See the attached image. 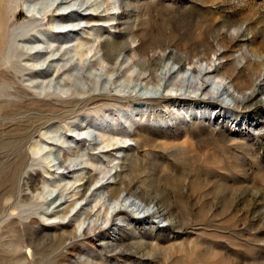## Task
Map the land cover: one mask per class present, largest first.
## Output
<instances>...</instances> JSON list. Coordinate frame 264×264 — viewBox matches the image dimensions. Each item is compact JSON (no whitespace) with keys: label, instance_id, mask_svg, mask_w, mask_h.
I'll use <instances>...</instances> for the list:
<instances>
[{"label":"rangeland","instance_id":"obj_1","mask_svg":"<svg viewBox=\"0 0 264 264\" xmlns=\"http://www.w3.org/2000/svg\"><path fill=\"white\" fill-rule=\"evenodd\" d=\"M46 2L33 10L30 0L5 4L0 264H264V0ZM51 9L58 15L54 26L53 12L44 17ZM33 13L40 22L25 35L22 30ZM78 13L107 20L97 26L79 21ZM113 16L119 19L108 22ZM32 35L44 44L26 43L34 41ZM98 35L106 51L125 50L123 74L92 68L105 53L93 50ZM173 51L185 60L184 68L213 72L210 85L233 84L243 93L253 88L256 99L235 106L221 97L224 109L186 106L180 112L172 108L173 101L139 99L154 95L144 79L158 75L152 66L165 67L167 62L159 59ZM42 73L47 77L41 78ZM159 89L167 99L196 96L191 89ZM134 135L148 138V144ZM39 148L47 149L33 161L31 152ZM59 148L65 152L57 157ZM186 160L198 163L184 168ZM136 168L141 171L130 174ZM91 170L99 180L84 201L78 200L83 184L78 180ZM176 174L200 182L199 192L187 196L195 223L186 234L174 240L170 232H160L166 222L127 226L113 221L120 211L140 219L145 213L122 200L107 202L111 195L129 185L144 193L170 192L165 178ZM112 182L116 188L101 192ZM87 213L102 231L84 236ZM113 223L125 228L123 245L115 240ZM124 246L151 260L119 258Z\"/></svg>","mask_w":264,"mask_h":264},{"label":"bare ground","instance_id":"obj_2","mask_svg":"<svg viewBox=\"0 0 264 264\" xmlns=\"http://www.w3.org/2000/svg\"><path fill=\"white\" fill-rule=\"evenodd\" d=\"M46 1H48V0H30V2L32 3L31 9L33 10V8H36L38 6H43L45 3H47ZM6 2H7V0H0V55H2L4 53V48H6L8 46V38L6 35V17H7V12L5 9ZM118 9L120 10V8H118ZM107 10H109V6L107 7ZM54 11L52 9L47 10V11H45V14H44L45 19H47L46 17L49 15V13L53 12V19H51V21H50L52 26H54V23L57 22V20H58L57 19L58 15H56ZM31 17H32L33 21L30 22L27 26L25 25V27L22 30L25 35H29L31 28H33V26L37 25L41 19L40 18L41 16L39 14L36 15L33 13L31 15ZM77 17H79V21H81V20L92 21V23H93V21L95 23L98 22L99 25H97V26L102 25L103 24L102 22H105L107 20L105 17H102V18L88 17L86 14H80V13L77 14ZM118 19L113 16L112 18L108 19V22H112V21H115ZM70 35L71 34L69 32V33H63L60 35L53 34L52 36L57 37V36H70ZM32 37L34 38L33 39L34 41L30 42V40H29V41H25V42L31 43V44L43 43V41L38 39V37H36L34 35H32ZM54 37H51V39H49L50 42L58 43V41H56L55 39L53 40ZM101 39H102L101 35L96 36V42H98V41H100V42H99V45L97 46V48H95L93 50H95L96 54H98V53L100 54L102 51H105V53L103 54V56H101L99 61L97 60L95 63H91L92 68L95 69V66H100L101 70H103L104 72H112V71L116 72V71H118L120 74H123L125 72L123 69V65H125L126 62L121 61V58L123 57L125 50L123 49L122 51H118L116 48L113 47L110 49V51H106V49H107L106 44L101 43ZM89 43H90V41H89ZM18 51L19 50L16 49L15 52L17 53ZM159 61H160V63L167 62L166 66L163 68H160L159 64H154V66H152L151 70H152V72H159V74L156 75L153 79L152 78L149 80H147V78L144 79L146 81V85L152 87L154 95H152L151 97L149 95H146L144 97L139 98L141 100H149V101H153V102H158L160 100H167L168 104H170L173 101L171 103L172 108L175 109L177 112H180L181 109L185 108L186 106H189L190 108H195L197 111H201V109H209L212 107H214V109H219V108L224 109V107L222 106L223 102L221 100V97H226V99H228L230 102L235 104V106H237L238 103L243 104L247 101H253L254 99H256L257 90H253V88L249 91L250 93H243V92H241V90L239 88L235 87L236 85H233V84L224 85L221 82L219 84L213 83L210 85L207 80H208V76L213 72L204 71V70L198 71V69H196L195 67L187 68V69L184 68L183 65H184L185 60H183L181 58V56L174 51L169 53V54L162 56L159 59ZM188 64L194 65L195 63H192L191 61H189ZM170 65L180 66V68L178 71H176V69L174 67L173 68L170 67ZM142 71H148V69L142 68ZM40 77L46 78L47 73H42V76H40ZM169 86L173 87L174 89H176L178 91H183L184 89H191L196 93V96L188 98V97L183 96L186 94H177V95L171 96L169 99H167L166 96L159 95V92H160L159 87L162 88V87H169ZM259 86H260V84H259ZM166 106H168V105H166ZM202 112H204V111H202ZM128 137H130V135ZM133 137H137L138 140H140L141 136L140 135H138V136L134 135ZM128 141H130V140H128ZM148 141H149L148 138L144 139L143 141L140 140V144L143 143L144 145H146V144H148ZM184 144H185V146H187V148L190 146L189 142H185ZM45 149H47V148H41V149L39 148V149H37V151L32 150L31 159L33 161H37L39 155L43 151H45ZM53 151H54V149L52 148L50 151L51 154H54ZM64 152H65L64 148H59L56 152L57 153L56 156L59 157V155L64 153ZM122 152L125 153V151H123V150H122ZM28 157H30V155H27V158ZM25 160H26V155H25ZM22 163L20 164V167H21ZM197 163L198 162H196L195 160H190V161L186 160L184 162V166L183 165L182 166L184 168H187L189 166L195 167V165ZM215 163H217V162H215ZM60 165H61V168H65V166H66L63 162H61ZM120 168L123 171H126L125 164L120 166ZM140 171L141 170L139 168L132 169L130 174L139 173ZM152 172L155 175V171H152ZM14 176H17V174H14ZM116 177L118 178L120 176L117 174L115 177L112 176L111 179L114 180ZM158 177H159V175H158ZM188 179H190V178H188ZM98 180H99L98 175H94L92 173V170L87 171V173H85V175L82 176L78 180L81 183H83L80 186V188H81L80 193L77 194L78 200L84 201L85 198L87 197L86 195L88 194V191H90L91 185ZM165 181H166V185L170 188V192H169V190H165V191H162V194L159 191H158V193H156V192L144 193V191L141 187H139V186L136 187V185H129L126 189L119 190L115 194L111 195L108 199L106 198L107 202H115L118 200H122L124 202L131 203V205L135 206V208H137L140 213H145V218L140 219V218H136L134 215H130V213L128 211H120L116 215L113 216L114 219L117 218L116 220L113 219V221L114 222L119 221L121 223H124L123 225H127V226H132L134 224L141 226V225L151 224V223L154 225L157 222H161V223L166 222L167 227L160 230V232H163V233L170 232V237L174 240H177L181 236L186 234L187 233L186 232L187 227L191 226L192 222L195 223L194 216H193L194 214H191L190 205H189L187 196L191 195V193H193V192H196V193L199 192L200 182H198L197 180H195L193 182H189L186 177H183L180 174H176L173 177L167 176L165 178ZM114 184L115 183L112 182V183H108L106 185H103L100 188L101 192L107 191L111 187L116 188L117 184H115V185ZM201 212H202L201 214H204V209ZM86 217H87L86 220L90 221V223L88 224V226L86 227V229L84 231V236H89V234L92 233L93 231H97V230L102 231V228H103L102 225H99V221L97 219L93 218L94 216L92 215V213H87ZM111 222H112V219L105 221L103 224L108 225ZM200 224L203 225L202 223H200ZM113 227H114V230H116L118 233V234H116L115 240H118L120 242V244L123 245V243L127 240L125 238V236L120 235V233L124 232V230H125L124 226L113 223ZM111 230H113L112 227H111ZM137 236H139V234H137ZM112 238H113L112 236H108V239H112ZM118 238H120V239H118ZM157 240H159V239L157 238ZM107 244L110 246V242H107ZM146 245L148 246L150 244L145 243L144 246H146ZM124 247L127 248L126 246H124ZM103 248H104V246H103ZM145 253L146 252H144L143 254H145ZM117 255L119 258H125L127 256H130V257L141 256V258L143 257L142 259L151 260L150 255H146V254L145 255H139L138 249H136V248H127L125 251H118Z\"/></svg>","mask_w":264,"mask_h":264}]
</instances>
